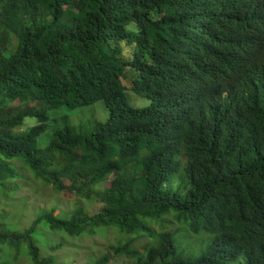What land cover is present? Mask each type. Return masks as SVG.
<instances>
[{"label": "trees", "instance_id": "trees-1", "mask_svg": "<svg viewBox=\"0 0 264 264\" xmlns=\"http://www.w3.org/2000/svg\"><path fill=\"white\" fill-rule=\"evenodd\" d=\"M127 89L149 104L132 107ZM99 101L106 122L64 124L37 146L49 109ZM27 117L36 124L19 131ZM13 159L55 191L100 203L0 232V243H28L31 264L53 263L33 241L40 223L70 237L121 234L95 264H264V0H0L4 190L16 185L5 183ZM170 213L209 235L198 257L163 230Z\"/></svg>", "mask_w": 264, "mask_h": 264}, {"label": "rangeland", "instance_id": "rangeland-1", "mask_svg": "<svg viewBox=\"0 0 264 264\" xmlns=\"http://www.w3.org/2000/svg\"><path fill=\"white\" fill-rule=\"evenodd\" d=\"M129 104L135 108H143L149 101L126 90ZM18 102L12 105L17 106ZM49 121L47 130L37 139V146L43 148L48 145L51 134L55 128L64 124L83 126L82 131H91L97 123H104L108 118V110L103 102H97L92 106L72 110L61 106L48 111ZM36 124V120L27 117L19 131L26 132ZM3 163L5 161H2ZM16 169V177L6 180V185L16 184L4 190L0 186V222L3 226L0 232L21 233L40 215L54 210V214L61 219H68L75 208L81 207L87 214L98 211L100 203L94 199L91 201L78 199L66 192H57L51 186L34 178L20 160L9 161ZM68 184V182H65ZM109 182L102 183L98 189L108 187ZM173 188L179 187L178 180L171 183ZM175 214H168L163 230L176 231L175 244L182 256L194 259L198 257L209 242V235L200 233L192 234L188 227L174 219ZM152 228L159 230L157 224L151 223ZM94 231L86 232L79 237H70L59 232H52L47 225L40 223L33 235V241L38 248L39 258H52V264H95L107 248L116 245L125 238L114 229L97 227ZM148 243L144 238L138 239L134 247L141 250ZM58 248L53 250L52 247ZM28 243L11 245L7 242L0 243V262L3 264H31L28 256ZM19 254V255H17ZM106 264H131L126 257L111 259Z\"/></svg>", "mask_w": 264, "mask_h": 264}]
</instances>
